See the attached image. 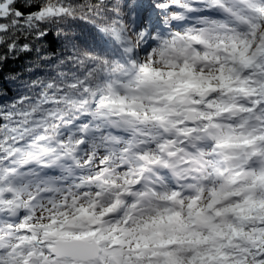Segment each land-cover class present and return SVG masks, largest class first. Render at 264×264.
<instances>
[{"label":"snow or ice","instance_id":"obj_1","mask_svg":"<svg viewBox=\"0 0 264 264\" xmlns=\"http://www.w3.org/2000/svg\"><path fill=\"white\" fill-rule=\"evenodd\" d=\"M0 264H264V0H0Z\"/></svg>","mask_w":264,"mask_h":264},{"label":"trees","instance_id":"obj_2","mask_svg":"<svg viewBox=\"0 0 264 264\" xmlns=\"http://www.w3.org/2000/svg\"><path fill=\"white\" fill-rule=\"evenodd\" d=\"M10 69H17L22 67V62H17V63H13V64H9L8 66Z\"/></svg>","mask_w":264,"mask_h":264}]
</instances>
